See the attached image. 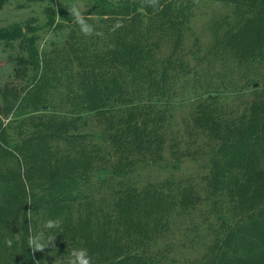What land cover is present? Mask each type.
Returning <instances> with one entry per match:
<instances>
[{"label": "trees", "instance_id": "trees-1", "mask_svg": "<svg viewBox=\"0 0 264 264\" xmlns=\"http://www.w3.org/2000/svg\"><path fill=\"white\" fill-rule=\"evenodd\" d=\"M199 1L59 9L64 43L32 61L23 87L0 88V264H60L74 248L91 264H264V0H214L239 19L201 55L182 52ZM16 33L0 28V40ZM168 41L170 54L147 64ZM188 93L182 146L170 109ZM192 145L212 153L201 181L146 172L166 150L175 162L196 158ZM187 216L217 223L200 257L177 262L160 241ZM50 218L60 230L43 229ZM41 231L55 236L33 250L28 237Z\"/></svg>", "mask_w": 264, "mask_h": 264}, {"label": "rangeland", "instance_id": "rangeland-1", "mask_svg": "<svg viewBox=\"0 0 264 264\" xmlns=\"http://www.w3.org/2000/svg\"><path fill=\"white\" fill-rule=\"evenodd\" d=\"M93 1L97 0H52L51 3L4 0L0 6V28H17L18 34L16 33L11 39L0 40V88L6 84L23 87L35 71L32 61H35L36 57L38 60L41 59L50 50L64 43L69 27L66 24L67 20L59 15L60 8L74 9L82 15L87 4ZM238 19L236 8L231 3L214 0L199 1L192 10L189 27L185 31L182 52L200 48L201 55L212 46L227 27L234 26ZM171 50L172 43L168 41L155 52L147 64L157 65L161 59L170 54ZM192 57L193 55L188 53L191 63L194 62ZM195 99L194 94H185L176 98L170 109V134L178 140H183L182 146L189 145L186 144L188 137L184 130ZM242 99L245 102L249 97L244 96ZM239 102L237 100L234 104ZM11 118L10 116L8 119ZM91 129L96 139L103 143L106 139L105 134L103 135V127L97 122H92ZM200 144L201 142L198 143ZM195 147L192 145L191 150H197L196 158L184 157L177 162L171 160L169 151L166 150L164 161L146 172L151 173L153 177L163 178L171 173L176 176H192L197 181H201L202 175L208 169L212 153L206 145L200 147V150ZM216 223L215 216H211L206 222L199 216L184 217L171 226L170 232L160 244L171 247L169 257L177 262L198 258L209 245L212 239L211 228Z\"/></svg>", "mask_w": 264, "mask_h": 264}, {"label": "clouds", "instance_id": "clouds-1", "mask_svg": "<svg viewBox=\"0 0 264 264\" xmlns=\"http://www.w3.org/2000/svg\"><path fill=\"white\" fill-rule=\"evenodd\" d=\"M61 221L58 218L46 219L43 224L44 230H60ZM55 235H45L44 231L36 234H32L28 237V245L32 247L33 250H43L48 247ZM91 256L86 248H74L65 260L61 258L60 264H91Z\"/></svg>", "mask_w": 264, "mask_h": 264}]
</instances>
